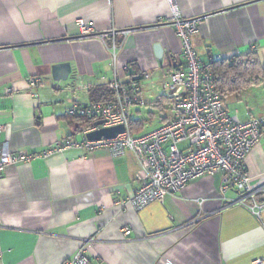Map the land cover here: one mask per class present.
<instances>
[{
    "label": "crops",
    "instance_id": "crops-1",
    "mask_svg": "<svg viewBox=\"0 0 264 264\" xmlns=\"http://www.w3.org/2000/svg\"><path fill=\"white\" fill-rule=\"evenodd\" d=\"M175 3L183 17H202L191 36L201 60L256 45L264 72V0ZM169 12L166 0H0L1 140L32 152L68 136L81 139L98 119L89 125L67 114V105L108 99L115 77L141 84L145 104L131 107L133 134L171 120L163 82L182 58L174 25L158 21ZM77 19L92 23L93 33L81 35ZM35 75L42 82L31 93L26 79ZM232 85L221 94L230 113L240 120L264 113V81ZM230 98L241 106L232 110ZM245 166L251 184L262 186L255 199L264 201V134ZM144 177L129 149L117 156L66 149L8 167L0 176V264H62L82 245L94 264H264V209L256 216L231 205L242 193L222 195L219 174L193 179L141 209L118 208L114 201L131 196Z\"/></svg>",
    "mask_w": 264,
    "mask_h": 264
},
{
    "label": "built area",
    "instance_id": "built-area-1",
    "mask_svg": "<svg viewBox=\"0 0 264 264\" xmlns=\"http://www.w3.org/2000/svg\"><path fill=\"white\" fill-rule=\"evenodd\" d=\"M166 2L169 15L160 16L158 21H169L174 25L176 35L181 39L182 58V64L171 70L163 82L173 110L172 119L145 133L133 134L129 128L131 107L145 104L141 97V84L138 78L122 80L115 77L107 84L112 93L110 98L90 102L73 100L67 105L66 113L104 119V126L123 124V132L111 138L88 139L86 133L95 129L94 126L86 129L81 139L68 136L39 151L26 152L13 151L1 140L5 126L0 124V176L12 165L47 158L66 149H76L83 155L105 149L113 156L129 149L135 153L145 177L131 196L114 201L118 208L129 205L141 209L151 202L163 201L168 194L181 191L193 179L219 174L222 195L233 188L242 193L230 204L244 206L256 216L260 215L264 201L256 200L255 195L262 191V186L251 184L245 160L264 134V113L240 120L227 110L216 88L210 63L212 59L201 60L191 42L202 17H183L175 0ZM76 24L81 35L93 33L92 23L77 19ZM112 48L115 49L114 43ZM256 50V45H250L246 53L240 54ZM148 76V73L142 75ZM41 82L39 76H30L26 79V88L32 93ZM82 88L87 89L88 86L83 85ZM182 142L186 145L180 147ZM121 230L123 235L129 232L127 226ZM62 264L94 263L86 254V246L82 245Z\"/></svg>",
    "mask_w": 264,
    "mask_h": 264
},
{
    "label": "rangeland",
    "instance_id": "rangeland-1",
    "mask_svg": "<svg viewBox=\"0 0 264 264\" xmlns=\"http://www.w3.org/2000/svg\"><path fill=\"white\" fill-rule=\"evenodd\" d=\"M252 57H239L238 61H241L240 63H243V65H248L249 67L247 69H242L241 73L235 74L232 71H227L223 75H220V82L221 86L224 89L223 92L227 93L228 90H232V79H235L237 84L242 85L243 87L249 86L248 83L251 85L253 84H259V82L264 81V72L261 68H258L256 65L252 64ZM260 78V79H259ZM247 79V82L245 81ZM234 81V82H235ZM252 82V83H250ZM230 99H233L231 102ZM227 99L228 106L233 110L235 108L234 106H239V100H235V98ZM157 117H154L152 119H149L146 121L147 126L146 128H150L152 125H154L157 122ZM145 126V124L143 123Z\"/></svg>",
    "mask_w": 264,
    "mask_h": 264
},
{
    "label": "trees",
    "instance_id": "trees-1",
    "mask_svg": "<svg viewBox=\"0 0 264 264\" xmlns=\"http://www.w3.org/2000/svg\"><path fill=\"white\" fill-rule=\"evenodd\" d=\"M239 57H252L253 58L252 59V64L253 65H256L258 68H260V66L258 64V60L255 57L254 52L253 53L252 52H249V53H247L245 55L236 54V55H232L231 57L225 58V59H222V60L221 59L220 60H218V59L217 60L216 59H212L210 61L211 66L213 68L214 76H215L216 88L218 89V91L220 92V94H222V92H223V89H222V86H221V82H220V78H221L220 75H223L227 71L228 72L229 71H232L235 74H239V73H241V70L242 69H247L249 67L248 65H243V63H240L241 61H238V58ZM234 81H235V79H232V82H234ZM93 91L94 92H97L96 89L93 90ZM105 91H107L108 94H109V96L111 97L112 93H111V91H110V89L108 87L105 89ZM72 117H80V118H83V120L86 121V123H88L89 125L92 123L91 121L94 119L92 117H87V116H84V115L72 116ZM129 128H130V131L133 133L134 130H133V127H132V123H130V127ZM141 128H142V124L139 123V129H141Z\"/></svg>",
    "mask_w": 264,
    "mask_h": 264
},
{
    "label": "water",
    "instance_id": "water-1",
    "mask_svg": "<svg viewBox=\"0 0 264 264\" xmlns=\"http://www.w3.org/2000/svg\"><path fill=\"white\" fill-rule=\"evenodd\" d=\"M156 53L161 52L160 47L156 46ZM104 119H98L94 122L95 129L88 131L86 136L88 139H99L101 137L111 138L116 136L118 133L123 132L125 127L123 124H116L112 126H104Z\"/></svg>",
    "mask_w": 264,
    "mask_h": 264
}]
</instances>
